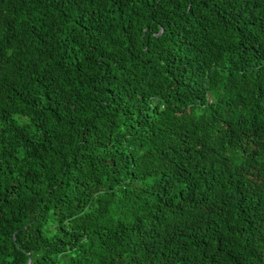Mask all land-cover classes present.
<instances>
[{"label":"trees","instance_id":"obj_1","mask_svg":"<svg viewBox=\"0 0 264 264\" xmlns=\"http://www.w3.org/2000/svg\"><path fill=\"white\" fill-rule=\"evenodd\" d=\"M264 264V0H0V264Z\"/></svg>","mask_w":264,"mask_h":264},{"label":"water","instance_id":"obj_2","mask_svg":"<svg viewBox=\"0 0 264 264\" xmlns=\"http://www.w3.org/2000/svg\"><path fill=\"white\" fill-rule=\"evenodd\" d=\"M27 264H29V262Z\"/></svg>","mask_w":264,"mask_h":264}]
</instances>
